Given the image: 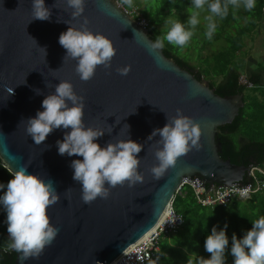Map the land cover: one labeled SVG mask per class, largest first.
Instances as JSON below:
<instances>
[{
    "label": "water",
    "instance_id": "water-1",
    "mask_svg": "<svg viewBox=\"0 0 264 264\" xmlns=\"http://www.w3.org/2000/svg\"><path fill=\"white\" fill-rule=\"evenodd\" d=\"M44 3L51 16L41 21L33 19L32 0H0V162L10 172L26 167L45 182L52 180L60 196L47 210L50 223L59 229L56 239L38 259L21 261L14 251V264H109L155 231L184 178L198 194L220 185L245 188L254 183L247 175L254 164L222 158L217 136L218 127L231 123L243 107L242 93L222 96L162 49H152L146 28L117 0H86L76 19L66 0ZM84 18L90 31L109 38L116 49L111 67L98 66L86 82L75 72V60L63 62L66 50L58 42L62 32L70 25L79 28ZM125 65L131 70L121 76L116 69ZM60 81H69L84 97L85 127L105 130L95 141L101 147L127 139L144 146L138 154L143 183L129 187L125 182L110 189L107 199L84 204L70 167L72 160L83 157L61 156L56 144L71 129L54 130L40 145L27 135V120L43 111L42 100ZM239 82L247 84L243 77ZM177 109L199 124L201 148L179 157L156 180L149 170L158 163L154 151L160 137L147 138Z\"/></svg>",
    "mask_w": 264,
    "mask_h": 264
},
{
    "label": "clouds",
    "instance_id": "clouds-1",
    "mask_svg": "<svg viewBox=\"0 0 264 264\" xmlns=\"http://www.w3.org/2000/svg\"><path fill=\"white\" fill-rule=\"evenodd\" d=\"M85 2L86 0H66L67 8L72 9L70 15L73 19L82 16ZM122 2L129 7L133 4V0ZM241 3L247 10L255 7V0H192L196 10H202L207 5L212 14L206 18L208 39L212 38L216 30L213 17L224 18L228 14L229 5L239 7ZM31 8L33 19H50L51 12L44 0H32ZM198 16L199 11H192L187 20L192 29L199 23ZM171 24L166 35L156 38L151 45L152 49H162L165 40L180 48L188 44L193 31L186 29L178 21ZM86 25L87 19L84 18L79 28L70 25L58 38L59 44L66 50L63 62L66 59L75 60V72L85 82L93 78L98 66L109 69L112 58L116 55L112 41L101 33L94 34ZM42 49L46 56V49ZM130 70V65L116 69L121 76H126ZM41 106L43 111H37L34 118L27 120L26 133L36 145H40L54 130L71 129L56 144L61 156L66 154L83 157L82 160H72L70 167L74 170L73 180L81 185L84 204H91L97 198L107 199L110 189L123 186L125 182L129 187L144 182V175L138 171L141 162L138 154L144 146L131 139L115 143L109 141L104 147L96 143L104 136L105 130L85 127L84 97L76 94L69 81H60L55 85V92L48 94ZM157 135L160 139L156 141L158 147L154 156L158 163L149 170L156 180L163 177L168 169L175 167L179 157L201 148L199 124L183 115L179 109L175 116H167V123L162 128L154 129L147 139L152 140ZM5 187L6 191L0 195V206L6 212L10 240L6 250L19 253L21 261L38 259L59 233V229L50 223L47 210L60 201V196L52 180L45 182L38 175L29 174L26 167L12 171L7 185L0 183V189ZM251 223V229L242 238L237 239L235 233L231 237L233 264H264V216ZM226 228L227 224L218 231L213 226L204 240V250L210 254V258L200 257L198 264H225V252L229 245ZM189 264L193 262L189 261Z\"/></svg>",
    "mask_w": 264,
    "mask_h": 264
},
{
    "label": "trees",
    "instance_id": "trees-1",
    "mask_svg": "<svg viewBox=\"0 0 264 264\" xmlns=\"http://www.w3.org/2000/svg\"><path fill=\"white\" fill-rule=\"evenodd\" d=\"M118 1L135 19L146 21V30L153 42L157 37H163L168 32L165 21H178L183 23L186 29H191V26L187 25V14L192 0H144L143 7L138 5L141 0H133L131 7L123 4L122 0ZM241 18H245L244 23L240 21ZM260 19L264 20V0H255V7L251 10H247L243 3L239 7L229 5L227 16L224 18L214 16L213 20L218 28L225 24V30L228 28L230 31L222 34L221 29H218L214 32L212 39H219L223 45L210 55H199L197 58L200 68L196 70L195 66L187 61L183 52L181 55L184 57L179 55V46L165 40L162 51L181 67L191 70L190 72L197 79L207 80L216 93L222 96L242 93L244 105L240 108L238 115L231 123L218 127L217 136L222 145L220 156L237 164L243 163L246 166L254 164L250 167H257L264 171V130L259 125L264 116V74L262 73L264 58L262 57L261 61L259 58L257 67L250 69L249 72H242L239 59L245 47V37L253 38L251 34L257 32L256 28L261 29ZM196 26L198 27L196 32L205 29L203 23L200 25L198 23ZM262 32L264 43V31ZM241 74H247L246 80L249 85L239 82ZM247 175L254 182L252 186L256 184L257 179L264 180V174L259 171H255L254 175L247 171ZM10 179L11 172L0 162V183L6 186ZM4 191L6 187L0 189V195ZM179 191L174 195L173 206L182 217V225L159 241L158 258L147 264H189V261L198 264L200 257L210 258L209 253L204 250V240L211 233L213 226L219 231L225 224H227L225 231L229 239L225 257L226 260H233L230 252L232 235L235 233L237 239L242 238L245 232L251 229V222L264 216V185L250 194L249 199L241 200L238 196H233L227 205L214 206L198 204L192 189L188 186H181ZM9 243L6 214L0 206V264H14L15 252L6 250Z\"/></svg>",
    "mask_w": 264,
    "mask_h": 264
},
{
    "label": "built area",
    "instance_id": "built-area-1",
    "mask_svg": "<svg viewBox=\"0 0 264 264\" xmlns=\"http://www.w3.org/2000/svg\"><path fill=\"white\" fill-rule=\"evenodd\" d=\"M127 12L131 15L128 10ZM135 20L143 28H146V21L144 19ZM259 171L262 172L261 170ZM256 183L257 188L261 187L264 184V180L257 179ZM181 186H189L193 191V195H195L196 197V202L202 206H213L217 204L225 205L230 201L233 196L238 195L240 197H243L247 195L248 192L252 191V185L250 187L245 188H236L235 186H237V184H232L230 186H215L212 187L210 190L198 194V188L186 178H184L180 183L179 189ZM179 189H177L176 192H178ZM181 225L182 217L174 209L172 199L168 205V209L165 213V216L162 218V222L156 225V227L154 228L155 231H151L145 239L130 248L128 254H126L125 256H121L119 254L109 264H147L148 262L157 259L159 253L160 239L163 236L167 235L169 232L176 231L178 228H180Z\"/></svg>",
    "mask_w": 264,
    "mask_h": 264
},
{
    "label": "rangeland",
    "instance_id": "rangeland-1",
    "mask_svg": "<svg viewBox=\"0 0 264 264\" xmlns=\"http://www.w3.org/2000/svg\"><path fill=\"white\" fill-rule=\"evenodd\" d=\"M143 1L144 0H141L140 3L138 4V5H141L140 7L144 6ZM210 1H212V0H209V2ZM188 7H189L188 8L189 13L187 14L188 18H189L192 11H199V16H198L199 25L201 23H203L205 29L204 30L200 29L199 32H196V28H198L197 26H195L194 29L191 28L190 30H192L194 33L192 36L194 39L191 38V40L188 42V44L185 47H183L182 49L180 48V51H179L180 54L179 55L182 56L181 52H183L182 54L188 59L187 61L190 64L195 66L194 69H199L200 68L199 59L197 57L199 55H202V56H205L207 54L210 55L211 52L218 51L220 49L221 45H223V44L219 39H212V38H211L212 39L211 42H208L209 39L206 36L208 20L206 18L208 16L212 15L210 13V11L205 7L202 10H196L192 3ZM241 11H243V10H241ZM167 18L170 19L172 17H167ZM244 19L245 18H241L240 21L242 23H244ZM165 23H166V27L168 25V30H169L172 26L171 20L165 21L164 24ZM260 23L262 24L261 29L258 30L256 28L257 32H254L251 34V36L253 38L248 37V36L245 37V47L242 50V55H239V59L241 60L240 68H241L242 72H249L250 69H255L257 67L256 61H258L259 58H260V61H261L262 57L264 58V45H263L264 43L262 41L263 40V34H262L263 32L262 31H264V20L260 19ZM187 25H188V23H187ZM218 29H221L222 34L225 32L228 33L230 31L228 28H226V30H225V24L219 28H218V26H216V30H218ZM232 32L234 33V30ZM184 53H186V55ZM184 56H182V57H184ZM262 73L264 74L263 71H262ZM246 75L241 74L240 78L243 77L246 80L247 79ZM246 82H247V80H246ZM247 83L249 85V82H247ZM263 84H264V80H263ZM258 86L260 87V85H258ZM259 125H260L261 129L264 130V116L261 118ZM179 192L180 191H178V193ZM193 196H194V199L196 200L195 195H193ZM245 199H249V198L244 197L241 200H245ZM228 203H226L225 205H227ZM248 204H249V201H248ZM177 205H178V203H177ZM218 205H221V204H218ZM174 209H176V208L174 207ZM225 264H233V260H225Z\"/></svg>",
    "mask_w": 264,
    "mask_h": 264
},
{
    "label": "bare ground",
    "instance_id": "bare-ground-1",
    "mask_svg": "<svg viewBox=\"0 0 264 264\" xmlns=\"http://www.w3.org/2000/svg\"><path fill=\"white\" fill-rule=\"evenodd\" d=\"M259 170H261L262 172L261 173H263L264 174V171L262 170V169H260V168H257V167H250L249 166V169L247 170V171H249V173L251 174V175H254L255 174V171H259ZM260 172V171H259ZM257 184V183H256ZM256 184L254 185V186H252V191H250V192H248V194L247 195H245V196H243V197H240V196H238V195H235V196H238L239 198H244V197H249V195L250 194H252V193H254L258 188L256 187ZM264 185V184H263ZM189 187V186H188ZM190 188V187H189ZM178 189H179V187H178ZM222 205H224V204H222Z\"/></svg>",
    "mask_w": 264,
    "mask_h": 264
},
{
    "label": "crops",
    "instance_id": "crops-1",
    "mask_svg": "<svg viewBox=\"0 0 264 264\" xmlns=\"http://www.w3.org/2000/svg\"><path fill=\"white\" fill-rule=\"evenodd\" d=\"M256 63L258 64V62H257V61H256ZM256 63H255V64H256Z\"/></svg>",
    "mask_w": 264,
    "mask_h": 264
},
{
    "label": "flooded vegetation",
    "instance_id": "flooded-vegetation-1",
    "mask_svg": "<svg viewBox=\"0 0 264 264\" xmlns=\"http://www.w3.org/2000/svg\"><path fill=\"white\" fill-rule=\"evenodd\" d=\"M185 69H186V68H185ZM188 71H189V70H188ZM190 71H191V70H190ZM190 71H189V72H190ZM190 73H191V72H190Z\"/></svg>",
    "mask_w": 264,
    "mask_h": 264
}]
</instances>
